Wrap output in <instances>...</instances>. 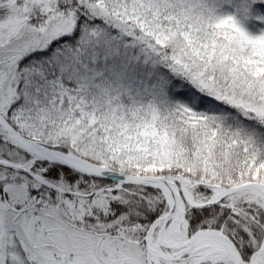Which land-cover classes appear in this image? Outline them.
<instances>
[{
	"label": "snow or ice",
	"instance_id": "6c2138e0",
	"mask_svg": "<svg viewBox=\"0 0 264 264\" xmlns=\"http://www.w3.org/2000/svg\"><path fill=\"white\" fill-rule=\"evenodd\" d=\"M0 264H264V0H0Z\"/></svg>",
	"mask_w": 264,
	"mask_h": 264
}]
</instances>
